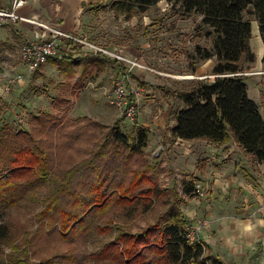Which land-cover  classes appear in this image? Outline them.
<instances>
[{"label": "trees", "instance_id": "trees-1", "mask_svg": "<svg viewBox=\"0 0 264 264\" xmlns=\"http://www.w3.org/2000/svg\"><path fill=\"white\" fill-rule=\"evenodd\" d=\"M160 1L117 0L112 6L129 16ZM180 8L201 16L214 36L211 51L195 48L201 59L213 60L214 79H194L179 92H166L183 105L170 112L169 137L210 145L233 141L255 163H264V119L240 75L241 57L248 65L254 61L248 44L253 20L264 45V0H180ZM12 49L0 40V65ZM46 63L62 78L60 92L70 97L107 69L116 77L128 74L99 53L50 57ZM128 100L134 102L133 93ZM69 105L58 94L51 101L56 113L32 116L28 129L0 127V264H223L206 253L203 241L188 238L182 197L194 193L195 185L162 183L159 166L144 152L148 129L134 123L125 133L120 120L108 127L87 116L72 119ZM11 211L30 215L32 235L14 219L4 222ZM146 215L151 222L133 231ZM53 236L64 249L41 255L33 240Z\"/></svg>", "mask_w": 264, "mask_h": 264}, {"label": "rangeland", "instance_id": "rangeland-1", "mask_svg": "<svg viewBox=\"0 0 264 264\" xmlns=\"http://www.w3.org/2000/svg\"><path fill=\"white\" fill-rule=\"evenodd\" d=\"M13 1L11 0L10 5ZM89 1L91 4L89 9H85V15L86 21L90 19L91 26L89 31H84V35L88 37L85 36L82 40L115 51L138 65L130 68L120 63L128 73L124 81L126 92L128 95L129 92L133 93L135 97L134 123L149 131L148 145L144 152L150 162L159 166L162 183L166 186L176 183L178 188L183 175L182 171L176 170L174 164L173 156H178V153L168 134L171 122L169 112L182 109L183 105L166 92H179L194 79L209 80L200 74L205 69L206 61L196 54L195 48L211 51L214 36L209 35L208 28L201 24V16L196 13L183 14L180 0H162L144 13L134 12L129 16L113 9L112 2L117 0ZM27 2L28 0L26 4ZM41 40L29 39L28 42ZM22 44L17 45L12 56H6L5 60L9 58L11 61L9 64L4 60L0 65V127L9 124L15 131L28 129L32 116L43 111L56 113L51 101L56 95L63 94L70 99L67 113L69 118L87 116L108 127L120 120L123 131H131L134 123L126 121L123 113L110 103L114 82L122 79L116 77L110 69L97 74L77 95L70 97L68 93L60 92L57 70L45 62L36 70V74L35 71L29 79L13 86L9 93H4L3 86L8 78L25 73V66L19 60V48ZM63 46L67 48V45ZM40 68H44L46 73L43 79L39 76ZM12 219L15 226L19 224L21 229L22 225L30 235L33 234L36 227L31 226L29 214L21 215L11 211L3 220L10 225ZM150 222V216H144L135 222L133 231L144 228ZM13 236L14 243H18L20 239L16 230ZM33 241L35 247L41 250V255L64 249V245L62 247L55 236ZM23 247L27 248L26 245ZM6 250L10 252V249ZM87 250H92V247H87Z\"/></svg>", "mask_w": 264, "mask_h": 264}, {"label": "crops", "instance_id": "crops-1", "mask_svg": "<svg viewBox=\"0 0 264 264\" xmlns=\"http://www.w3.org/2000/svg\"><path fill=\"white\" fill-rule=\"evenodd\" d=\"M10 4L11 0H0V9L10 8ZM90 4L89 0H28L17 13L82 40L88 37L84 31H89L91 26L90 19L86 21L85 15V9H89ZM51 36L49 30L21 21L0 29V40L13 45L14 52L17 45L29 39L46 40ZM63 41L59 39L60 44ZM65 41L71 58L91 54L85 52L87 50L80 44ZM248 44L254 61L248 65L242 56L240 75L246 81L248 98L257 105L264 119V45L254 20L251 22ZM12 51L7 56H12ZM9 61L7 58L5 63L9 64ZM204 66L200 74L209 79L206 81H213L212 60H207ZM39 72L43 79L46 74L44 68H40ZM59 78L58 83H61L62 78ZM173 124L171 118L169 129ZM172 142L178 153V156H173L175 168L182 171V181L198 186L205 193L202 197L194 193L183 195L181 209L191 226L201 225L196 238L207 246L206 253L217 256L223 264H261L264 244V163H255L233 141L224 145H210L205 141Z\"/></svg>", "mask_w": 264, "mask_h": 264}, {"label": "built area", "instance_id": "built-area-1", "mask_svg": "<svg viewBox=\"0 0 264 264\" xmlns=\"http://www.w3.org/2000/svg\"><path fill=\"white\" fill-rule=\"evenodd\" d=\"M26 4V0H14L11 7L7 9H0V29L13 25L18 21L27 22L31 24H36L45 30H49L51 33V37L46 40L34 41V42H26L23 43L19 48V60L25 66V73L16 74L6 80V83L3 86V92L9 93L10 89L17 85L21 84L43 64L50 57H62L68 54V48L64 47L63 44L60 45L59 39H64L67 41H73L80 44L82 47H85V52H90L93 54L99 53L102 54L112 60H116L118 62L126 64V66L133 68L138 66L133 61L125 59L115 51H110L107 48L99 47L94 44L87 43L83 40L77 39L71 35L60 32L59 30L48 28L42 24H39L35 21L26 19L18 15L17 11L19 8ZM129 68V69H130ZM125 78L119 79L114 82L113 90L111 93V101L110 103L116 107L121 113H123L124 118L129 123H134L136 117V103L135 100L133 103H129L128 93L126 92V88L124 85ZM194 194L198 197L204 196V192L198 187H195ZM201 229V225L199 226H189L188 230V238L192 241L196 238V233ZM262 255H261V264H264V244H262Z\"/></svg>", "mask_w": 264, "mask_h": 264}]
</instances>
